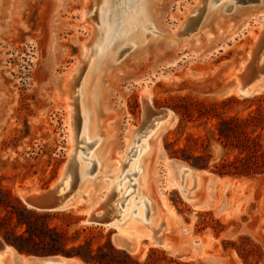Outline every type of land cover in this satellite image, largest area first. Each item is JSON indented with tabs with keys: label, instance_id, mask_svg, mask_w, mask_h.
Listing matches in <instances>:
<instances>
[{
	"label": "rangeland",
	"instance_id": "1",
	"mask_svg": "<svg viewBox=\"0 0 264 264\" xmlns=\"http://www.w3.org/2000/svg\"><path fill=\"white\" fill-rule=\"evenodd\" d=\"M118 1L0 0V185L9 188L24 204L22 190L52 185L71 159L74 148L71 165H83V175L94 180L95 185L83 201L66 210L72 213L71 217L58 215L50 219L69 236H76L78 241L90 239L94 247L110 238L116 248L140 262L154 248L164 251L168 259L193 264H245L230 243L239 245L240 238L246 236L259 247L250 259L258 257L259 264H264V175L221 177L207 170L210 174L204 171L197 177L191 176L194 185L196 178L199 183L190 199L180 187V173L171 170L169 163L193 165L179 156L181 152L171 156L172 148L167 149L170 144L174 150L184 147L188 144V134L193 133L202 136V141L194 144L197 148L193 153L207 149L212 155L210 167L222 158H233V153L227 152L217 140L214 119L203 121L194 114L180 128L179 117L171 106L179 103L177 97L184 96L209 103L231 96L243 99L264 93L262 89L236 94V82L228 78L230 72L241 70L242 63L250 60L252 65L249 63L245 74L263 70L264 50L260 48L263 39L257 45L256 40L264 31V0L161 1L159 18L165 32L173 33L181 28L183 33H191L174 41L162 38L156 48L131 60L109 77L108 109L100 119L103 129L112 135L102 156L109 162L105 166L96 154L101 138L89 132L91 120L86 100L92 96L96 101L100 96L103 83L98 79L102 72L130 59V54L141 48L140 41L149 42L156 34L151 19L149 25L138 18L140 0H130L132 4L129 0L117 4ZM207 1L214 8H226V17L219 27L195 40L193 37L200 32L192 30ZM101 5L108 10L117 7L119 41L112 39L111 43L104 37L107 23L100 14L104 8ZM121 19L124 23H120ZM121 30L125 35H118ZM104 39L111 47L106 46ZM103 55H108V59H103ZM257 58L261 67L257 66ZM106 63L108 67L100 69ZM87 67H95L96 71L85 75ZM143 94L148 95L151 110L145 108ZM78 101L83 107L80 125ZM236 108L243 109V105ZM160 109L170 110L168 129L158 139V146L154 143L148 158L147 145L153 141L155 126L160 121L155 119L147 128L142 127L148 118L146 113ZM131 130L136 132L129 140ZM145 162L151 172L147 194L160 212L153 233L160 239H173V245L165 248L136 228L128 232L137 242L135 250L130 251L116 243V234L124 232L116 225L102 226L86 220L91 209L111 190V197L116 196L113 203L116 220L136 218L138 213L145 216L149 199L137 190L141 165ZM121 165H124L121 171H115ZM187 179L189 175L184 183L189 189ZM5 213L0 207V217ZM96 214L107 213L99 210ZM141 220L136 226L145 225L146 221ZM18 255V251L6 253L5 263L15 264L13 259ZM29 256L35 255L21 254L20 258L26 263Z\"/></svg>",
	"mask_w": 264,
	"mask_h": 264
},
{
	"label": "trees",
	"instance_id": "2",
	"mask_svg": "<svg viewBox=\"0 0 264 264\" xmlns=\"http://www.w3.org/2000/svg\"><path fill=\"white\" fill-rule=\"evenodd\" d=\"M179 103L171 106L179 117V127L186 121L197 117L203 121L214 119L213 127L217 140L233 158H222L213 167L209 166L212 155L203 149L196 154L202 136L189 133L188 144L174 150L171 156H178L190 162L194 167L209 170L218 176L252 177L264 175V93L240 99L231 96L221 101L206 102L191 96L177 97ZM243 109H237V105ZM205 123V122H203ZM192 142L193 145L189 144ZM0 207L6 213L0 217V236L20 254L35 256L61 255L76 258L84 264H193L167 257L164 251L150 249L146 259L140 262L136 257L123 249L116 248L109 238L105 243L95 247L90 239L78 241L76 236H69L61 225H53L52 217H71L68 211L40 212L25 206L12 191L0 185ZM238 252L245 264H259L255 257L259 247L250 238L242 236L240 244L230 243Z\"/></svg>",
	"mask_w": 264,
	"mask_h": 264
},
{
	"label": "bare ground",
	"instance_id": "3",
	"mask_svg": "<svg viewBox=\"0 0 264 264\" xmlns=\"http://www.w3.org/2000/svg\"><path fill=\"white\" fill-rule=\"evenodd\" d=\"M119 1L117 2V4L119 3ZM161 1L162 0H140V2L138 1L139 2L138 18L143 19V22H145L146 24H149L148 20L151 19L152 20L151 26L154 28L156 34L153 36V38L149 42L140 41L139 44L141 45V48L137 52L130 54V56H129L130 59H128L127 61L121 62V64H117V65L112 64L113 65L112 69H110L109 71L107 70V72H105V73L102 72L99 76V79H98L99 82L103 83V84L101 83L102 84V90H101L100 96L97 98L96 101H93L92 96L87 98V100H86V104L88 105V108L90 111V120H91L89 132L93 136H99L101 138L98 149L96 151V154H97V157L100 160V162L103 163L105 166H108L109 162H106V159L102 158V156H103V152L106 150V148L109 146V144L112 141L111 140L112 135L108 132L107 129H103L102 124H101L102 121H100V119L103 116L104 112L107 111V109H108V95H109V92L111 89L109 77L111 76V74H114L116 72L121 71L123 69V67H125L126 64L128 62H130L131 60L143 57V55L147 54L151 49L156 48L158 46L159 42L162 41V38L170 40V41H174V40H178V39L182 38V36H189V34L191 33V32L183 33L181 31V28L178 29L177 31L173 32V33L165 32V30L163 29V27L161 25L160 18H159V6H160ZM128 3L132 4L133 2H130V0H129ZM136 5H137V3H136ZM133 6H134V4H133ZM102 7H104V8L101 9L100 14H103V17H102L103 21L105 23H107L106 26L104 25L105 29L103 31L104 32L103 35L111 43L113 41L112 39H116L119 41L118 36L116 35L117 32H119L117 30L118 25H119V11L117 10V7L115 8V10H113V9L108 10V9H106L105 5ZM113 7L114 6H112V8ZM217 8L218 7L214 8V7L210 6V2L207 1V3L205 4V7L203 8V13H202L200 20L197 22V24L194 26V28L192 30V32H196V33L200 32L198 35H195L193 37V38H195V40L200 35H203V34L208 35L211 32V30L216 29V27H219V25L222 23V21L224 20V17H226V16H224V12H226V10H225L226 8H224V9L223 8L217 9ZM235 10L238 11L239 9H235ZM242 10L243 9H241L240 12ZM134 11H135V9H134ZM134 11H132V13ZM126 14H127V12H126ZM124 16H126V15H124ZM121 18H122V16H121ZM140 21H142V20H140ZM120 23H124V21L122 22V19H121ZM126 24H127V22H126ZM134 24L136 25L137 23H134ZM140 25L144 26V24H142V23ZM138 27H140V26L138 25ZM131 29H133V28H131ZM205 29H207V30L203 32V30H205ZM100 31H101V29H100ZM132 32L134 33V31H132ZM122 33H124V32H122V30H121L120 33H118V35L119 34L122 35ZM124 35H125V33H124ZM262 39H263V41H261ZM106 40H105V43L107 42ZM118 41H117V43H119ZM259 41H261V46H260L261 50L262 49L264 50V31L259 36V38L256 40V45L258 44ZM114 42H115V40H114ZM107 45H108V43H106V46ZM108 46L111 47V45H108ZM253 51L251 52L250 57L253 56L252 55ZM103 54H104V52H103ZM103 56L102 57L105 60H107L109 57L108 55H106V56L103 55ZM86 57H88V55H86ZM250 61L242 63V69L241 70L235 71V72L232 71L229 74L228 78L229 79L234 78V80L236 82V86H235L236 94H245L246 95V94H250L252 92H257V91L264 89V65H263V70L262 71L260 70L261 72L256 70L257 72H255V73L253 72L254 74L252 73V75L251 74L249 75L247 73L249 76L245 77V75H247V74H245L247 66L249 65V63H251V65H252V62H250ZM259 61H260V56H259ZM254 63L256 64V62H254ZM108 65L109 64L106 63V64L102 65L100 69L104 70L105 68L108 67ZM257 66L261 67V64L258 65V58H257ZM89 68L90 67H87L86 71L84 72L85 75L89 71L91 73L96 71L95 67L90 68V69ZM68 84H69V82H68ZM78 84L79 83H77V85ZM69 92H70V89H69ZM68 94L70 96V93H68ZM91 95H93V91L91 92ZM142 100L146 104L145 108L151 110L149 97L147 94L142 95ZM78 102H79L78 103V110H79L78 117H79V125H80L83 121V107L81 105V102L80 101H78ZM146 116L148 118L145 120L144 126L142 128H147L155 119L160 121L155 126V129L153 132L154 135L152 138L153 141L148 143V145H147V147H148L147 157L149 158V156L152 154L151 153L152 150L154 149V143L156 142L155 146H158V139H160L161 135L166 131V129H168L167 127L169 124V118L171 116V113H170V110H168V109H160V110H156L155 112L153 111L149 114L147 112ZM134 132H136V130L130 131L131 136H129V140L131 139L132 134ZM76 144H78V143H76ZM73 151H74V148H72V152L70 153V156H72V157L67 162L66 165H71L72 158H73V155H72ZM117 161L120 162L121 159H117ZM100 162H98L99 165H100ZM122 166H124V165H121V168L116 166L114 168L115 171H118V170L121 171ZM169 166H170V169L173 170L176 174L180 173V176L178 175V177H179L178 179L180 180V187L182 189V192L191 199L193 190L196 188L197 184L199 183V181H198L199 179L196 178V185H194L191 176L197 177L200 174L204 173V170L196 169V168H193L191 166H186L184 163L179 162V161H172L169 163ZM96 167H95V169H96ZM84 168L85 167H83V165H79V166L77 165L76 172L71 171L68 174H66L65 176H63V174H64V170H63V172L60 175L61 177L62 176L64 177L62 180L63 183H62V187L60 189V192L61 193H69V195H70L68 202L70 203L71 206L67 210L75 207L78 203L83 201L86 198L89 191L95 185L94 180H90L89 178H86L83 175V169ZM64 169H66V168H64ZM95 169L93 171H95ZM183 170H185L184 173H181ZM87 171H89V168L86 169V172ZM141 172H142V176H141L140 181L138 183L137 190H138V193L142 197L144 196V197H147L149 199V200L146 199L148 201L147 204L144 203L146 205L145 207L147 208L146 209L147 214L145 213L146 214V215L144 214L145 216H143L140 213H138V214L136 213L138 215V216H136V218H128L127 217V219L123 218L122 220H116L117 214H114V212H113V210L115 208V206H113V203H114L116 196L111 197V194H112V190H111L110 194L108 196H106L105 198H103V201H100L93 209H91L90 215L88 218H91V217L95 218V217H101V216H108L109 218H111L109 225L114 224V225H116V227L123 230L124 231L123 233H117V234L121 235L124 238L126 243H132L133 244V249L130 251L135 250L137 242L135 239H131L129 237L128 232L129 231H136L137 230L136 228H138V232H140L141 234H143V235L146 234L147 237L154 239L156 242L165 246V248H169V245H171V246L173 245V243H172L173 239H168V238L165 239L164 237L160 239L159 236H157L155 233H153V230L157 226V220L159 218L160 212H159V207H158L157 203L147 194V181H148L150 173H151L148 163H146V162L142 163ZM128 175H129V173L126 174L125 176H128ZM188 175L190 176V179H187V181H186V185L188 184V186H189V189L187 188L188 189L187 190L185 188L184 183H185V178ZM104 176H106V175H104ZM23 193H24V189L20 193L22 200H24ZM138 193H137L136 197L138 196ZM144 202H145V200H144ZM99 210H102V211H104V213H107V214L98 216L96 213ZM133 211H134V209H133ZM143 213H144V211H143ZM141 219H144L147 222V224L145 222V225H142L143 223H141L140 225L136 226V224H137L136 222H138V223L143 222ZM115 241H116V239H115ZM116 243L120 247L124 246L122 244L120 245L117 241H116ZM9 252H17V251L13 247L9 246L8 244H6V245L1 244L0 245V264H6L4 257H5V254L9 253ZM25 260H26V258H25ZM80 263H82V262H80V260H78L76 258H64L61 256L51 257V258H41V257H36V256H29V258H27V260H26V264H80Z\"/></svg>",
	"mask_w": 264,
	"mask_h": 264
},
{
	"label": "water",
	"instance_id": "4",
	"mask_svg": "<svg viewBox=\"0 0 264 264\" xmlns=\"http://www.w3.org/2000/svg\"><path fill=\"white\" fill-rule=\"evenodd\" d=\"M66 169H64V174H68L71 171L76 172L77 165H65ZM193 168H196L194 166H191ZM198 169V168H196ZM73 172V173H74ZM59 176L58 179L54 182V184L50 185L48 188L44 189H30V188H25L23 197L24 204L32 210L35 211H40V212H61V211H66L71 205L68 202L69 200V193H61L60 189L62 187L63 183V178L64 177ZM87 223L90 224H96V225H102L106 226L109 225L111 218L108 216H101V217H91L87 218ZM116 241L121 245H124V249L132 250L133 249V244L132 243H126L124 238L116 234L115 237ZM6 245L7 243L3 240L0 239V245ZM61 255H51V256H36V257H41V258H51V257H58ZM64 258H69L65 256H61Z\"/></svg>",
	"mask_w": 264,
	"mask_h": 264
},
{
	"label": "crops",
	"instance_id": "5",
	"mask_svg": "<svg viewBox=\"0 0 264 264\" xmlns=\"http://www.w3.org/2000/svg\"><path fill=\"white\" fill-rule=\"evenodd\" d=\"M200 170H202V169H200ZM204 171L207 172V173H205V174H210V173H208L207 170H204ZM20 255H21V254H20ZM20 255L14 257L13 260H14V263H15V264H22V263H24L23 260L20 258ZM24 264H26V263H24Z\"/></svg>",
	"mask_w": 264,
	"mask_h": 264
}]
</instances>
